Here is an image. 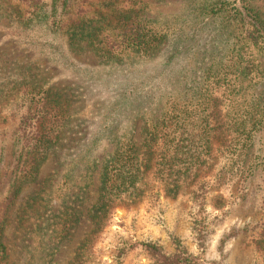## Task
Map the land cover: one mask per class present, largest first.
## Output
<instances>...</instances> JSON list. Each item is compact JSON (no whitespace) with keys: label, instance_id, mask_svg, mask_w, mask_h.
Listing matches in <instances>:
<instances>
[{"label":"rangeland","instance_id":"obj_1","mask_svg":"<svg viewBox=\"0 0 264 264\" xmlns=\"http://www.w3.org/2000/svg\"><path fill=\"white\" fill-rule=\"evenodd\" d=\"M63 1L42 0L44 11L52 15L57 8V18ZM69 1L74 10H89L83 0ZM144 2L149 27L166 35L165 42L149 55L126 51L112 61L88 46L85 52L70 51L66 35L50 31L53 17H36L23 32L11 12L34 8L20 0H0V88H13V83L43 88L65 105L68 115L61 140L37 178L17 191L23 172L13 142L25 113L20 87L0 101V228L8 264L74 263L96 228L90 209L99 199L103 169L118 148L142 146L163 113L185 101L190 106L204 74L225 66L232 55L228 49L235 41L224 19H198L190 14V0ZM250 2L264 16V0ZM105 16L96 23L107 24L109 11ZM259 61L261 72L247 85L251 94L262 91L264 109V58ZM253 152L259 164L252 177L214 180L225 163L217 153L218 161L208 159L184 186L167 191L152 181L134 204L117 205L93 237L91 264H181L186 253L194 257L193 264H264V133L255 135ZM67 194L79 196L81 216L65 237L27 214L42 203L46 218L54 221Z\"/></svg>","mask_w":264,"mask_h":264},{"label":"trees","instance_id":"obj_2","mask_svg":"<svg viewBox=\"0 0 264 264\" xmlns=\"http://www.w3.org/2000/svg\"><path fill=\"white\" fill-rule=\"evenodd\" d=\"M20 1L34 8L11 12L23 32L31 29L36 17L51 19L58 12L55 8L49 15L44 11L46 4L42 0ZM144 1L99 0L92 3L93 0H83L89 9L83 11L81 7L74 10L71 1L64 0L59 16L54 18L49 29L51 32L59 29L65 34L72 52H85L88 46L103 59L112 61L121 59L119 55L126 51L149 55L165 42L166 35L149 27L143 14L148 8ZM102 5L108 7L101 8ZM190 9V14L198 19L210 17V20L224 19V23H228L226 28L231 40L235 41L228 49L232 55L225 66L214 71L211 68L204 74L202 86L188 102L190 106L185 101L163 113V121L148 131L142 146L133 144L125 151L123 146L118 148L115 160L103 169L99 199L90 209L96 228L92 237L79 248L72 264H91L93 237L103 230L112 210L121 203L134 204L143 196L144 189L149 190L152 181H160L167 191L178 189L197 177L208 159L218 161L215 159L217 153L224 155L225 163L214 180L252 177L257 172L259 163L254 160L253 145L255 135L264 133L263 97L262 91L249 93L247 84L261 72L259 58H264V16L250 0H202L201 3L190 0ZM105 11H109L108 23L97 24V19L108 16ZM13 84V88H0V101L20 87L18 94L24 101L25 113L13 142L16 164L21 165L23 172L19 181L17 179L18 191L28 179L37 178L42 164L61 140L68 115L65 105L49 91ZM217 143L218 148L215 147ZM229 151L232 154L226 156ZM263 164L264 157L260 166ZM78 197L77 194L74 199L73 194L64 196V206L60 207L54 221L46 218L42 203L31 206L27 214L43 220L57 236L65 237V233L80 221ZM8 258L2 226L0 264H8ZM193 261L189 253L179 259L181 264H193Z\"/></svg>","mask_w":264,"mask_h":264}]
</instances>
